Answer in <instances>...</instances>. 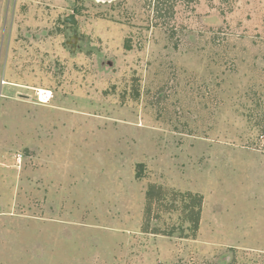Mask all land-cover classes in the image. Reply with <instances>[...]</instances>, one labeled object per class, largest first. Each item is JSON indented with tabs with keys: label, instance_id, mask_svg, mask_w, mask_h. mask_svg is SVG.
<instances>
[{
	"label": "rangeland",
	"instance_id": "rangeland-1",
	"mask_svg": "<svg viewBox=\"0 0 264 264\" xmlns=\"http://www.w3.org/2000/svg\"><path fill=\"white\" fill-rule=\"evenodd\" d=\"M0 264H264V0H0Z\"/></svg>",
	"mask_w": 264,
	"mask_h": 264
},
{
	"label": "water",
	"instance_id": "water-1",
	"mask_svg": "<svg viewBox=\"0 0 264 264\" xmlns=\"http://www.w3.org/2000/svg\"><path fill=\"white\" fill-rule=\"evenodd\" d=\"M98 1V0H97ZM101 2H104V3H110V2H113V1H115V0H100ZM67 21L69 22V23H71V24H74L75 23V19H74V17H70V18H68L67 19ZM77 43H78V38L77 37H72L71 39H70V41H69V45L71 46L72 44H74V45H77Z\"/></svg>",
	"mask_w": 264,
	"mask_h": 264
},
{
	"label": "built area",
	"instance_id": "built-area-1",
	"mask_svg": "<svg viewBox=\"0 0 264 264\" xmlns=\"http://www.w3.org/2000/svg\"><path fill=\"white\" fill-rule=\"evenodd\" d=\"M50 99L51 95L49 94V92L42 90L39 91L38 100L40 101V103H47L50 101Z\"/></svg>",
	"mask_w": 264,
	"mask_h": 264
},
{
	"label": "bare ground",
	"instance_id": "bare-ground-1",
	"mask_svg": "<svg viewBox=\"0 0 264 264\" xmlns=\"http://www.w3.org/2000/svg\"><path fill=\"white\" fill-rule=\"evenodd\" d=\"M98 1H100V0H98ZM101 2V1H100ZM42 91H44V90H42ZM49 94H50V92H49Z\"/></svg>",
	"mask_w": 264,
	"mask_h": 264
},
{
	"label": "flooded vegetation",
	"instance_id": "flooded-vegetation-1",
	"mask_svg": "<svg viewBox=\"0 0 264 264\" xmlns=\"http://www.w3.org/2000/svg\"><path fill=\"white\" fill-rule=\"evenodd\" d=\"M71 38H72V37H71ZM71 38H70V39H71Z\"/></svg>",
	"mask_w": 264,
	"mask_h": 264
}]
</instances>
